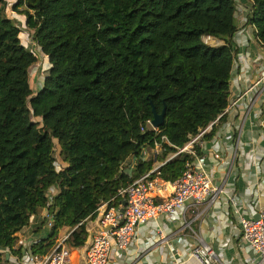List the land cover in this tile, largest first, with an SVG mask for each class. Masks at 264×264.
<instances>
[{
    "label": "trees",
    "instance_id": "16d2710c",
    "mask_svg": "<svg viewBox=\"0 0 264 264\" xmlns=\"http://www.w3.org/2000/svg\"><path fill=\"white\" fill-rule=\"evenodd\" d=\"M0 1V264H8L3 250L42 210L52 226L31 247L40 256L63 228L70 246L84 245L85 221L101 204H119V190L156 162L164 180L182 175L191 155L167 159L227 108L239 24L236 0H18L50 63L35 91L38 53ZM251 1L248 21L264 42V0ZM154 110L165 111L158 130L148 123ZM158 142L156 160L141 158Z\"/></svg>",
    "mask_w": 264,
    "mask_h": 264
},
{
    "label": "crops",
    "instance_id": "0c3cea01",
    "mask_svg": "<svg viewBox=\"0 0 264 264\" xmlns=\"http://www.w3.org/2000/svg\"><path fill=\"white\" fill-rule=\"evenodd\" d=\"M251 6V0L237 2L239 27L233 38L235 59L229 104L209 125L201 143L195 145L197 156L223 192L210 205L189 203L171 216L139 226L131 249L121 251L113 247L109 264H171L174 258L182 260L181 264H199L189 255V248L199 238L217 251L216 264H259L256 252L242 246L240 224L228 202L230 196L237 194L245 214L256 216L264 209V43L259 41L256 26L248 21ZM14 17L26 24L23 14L15 11ZM207 37L213 46L225 43L217 37ZM152 158L156 160L157 156ZM135 161L131 157L127 164L133 167ZM162 164L156 162L153 169ZM104 208L85 221L87 240L82 246H71L68 264H87L86 244L97 232L98 215ZM46 213L42 210L32 216L29 225L17 233L14 248L3 250L8 264H29L26 255L32 253V245L50 234L48 223L40 226ZM69 233L63 228L59 237Z\"/></svg>",
    "mask_w": 264,
    "mask_h": 264
},
{
    "label": "built area",
    "instance_id": "2783aa9c",
    "mask_svg": "<svg viewBox=\"0 0 264 264\" xmlns=\"http://www.w3.org/2000/svg\"><path fill=\"white\" fill-rule=\"evenodd\" d=\"M238 1L236 0V3ZM209 40L210 37L206 38L205 42ZM259 41L264 43L260 38ZM148 123L153 129L158 130V127L153 126L152 121ZM208 127L192 136L183 148H178L169 155L167 161L182 152L192 157L186 162L185 170L178 179L167 184L158 171L163 164L159 165L127 187L120 189L117 194L121 198L119 204L110 206L107 201L99 206L98 210L103 206L105 208L98 215L97 232L86 244L87 264H109L113 247L121 251L131 249L139 226L157 220L161 216H171L189 203L210 205L219 198L223 189L213 182L212 176L206 171L205 163L197 156L195 147L196 144L201 143ZM164 141L169 143L167 136L162 137V142ZM161 150L162 144L158 142L155 147L144 148L141 158L148 160L149 157L158 156ZM56 192L57 190L53 193ZM228 202L240 224L242 246L253 249L257 254L258 263L264 264V209H261L256 216L245 214L241 209V198L237 194L230 196ZM45 217L48 219V225L52 226V216L48 211ZM69 235L70 233L59 237L55 247L47 255L27 253L26 261L29 264H68L72 253L71 246L67 243ZM189 255L199 264H216L219 260L215 248L201 238L189 248ZM181 263L182 260L177 258L171 262V264Z\"/></svg>",
    "mask_w": 264,
    "mask_h": 264
},
{
    "label": "rangeland",
    "instance_id": "374dc122",
    "mask_svg": "<svg viewBox=\"0 0 264 264\" xmlns=\"http://www.w3.org/2000/svg\"><path fill=\"white\" fill-rule=\"evenodd\" d=\"M18 2V0H9L7 1L8 4H6V14L9 18L19 22L15 17H14V14L15 13H12V9H14L16 3ZM13 4H15L14 6H12ZM3 6V2L0 1V9L1 7ZM13 7V8H12ZM23 6L20 7L18 10H15L16 11V14L19 13V14H23L24 17L26 18V15L20 11V10H23ZM14 11V10H13ZM14 11V12H15ZM9 14V15H8ZM22 33H21V40L22 42L29 48H32L34 49L35 51H37L38 53V62L35 64V67H33V69L31 70V82H32V86L34 88L35 91H37L41 86H42V83H43V79L45 78L46 76V73H47V68L49 67L50 63L49 61H47V57L44 55V53L41 51V49L39 48V46L37 45L36 41L33 39V33H34V30L30 29V28H27L26 24L24 23L22 26ZM208 38L207 36L204 37V40ZM208 44H214V43H211L210 41H206ZM213 46V45H212ZM46 64V65H45ZM34 120H39L38 118H34ZM46 210V209H45Z\"/></svg>",
    "mask_w": 264,
    "mask_h": 264
},
{
    "label": "water",
    "instance_id": "95a60500",
    "mask_svg": "<svg viewBox=\"0 0 264 264\" xmlns=\"http://www.w3.org/2000/svg\"><path fill=\"white\" fill-rule=\"evenodd\" d=\"M155 111V110H154ZM164 120H165V111L161 114L157 113L155 111V115H154V119L152 120V124L154 127H160L163 123H164ZM126 202H124L125 204ZM123 210V209H122Z\"/></svg>",
    "mask_w": 264,
    "mask_h": 264
},
{
    "label": "bare ground",
    "instance_id": "6f19581e",
    "mask_svg": "<svg viewBox=\"0 0 264 264\" xmlns=\"http://www.w3.org/2000/svg\"><path fill=\"white\" fill-rule=\"evenodd\" d=\"M211 40V39H210Z\"/></svg>",
    "mask_w": 264,
    "mask_h": 264
}]
</instances>
